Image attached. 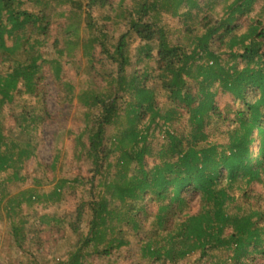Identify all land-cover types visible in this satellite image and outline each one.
Segmentation results:
<instances>
[{
	"label": "trees",
	"instance_id": "trees-1",
	"mask_svg": "<svg viewBox=\"0 0 264 264\" xmlns=\"http://www.w3.org/2000/svg\"><path fill=\"white\" fill-rule=\"evenodd\" d=\"M67 1L78 14L67 17L54 36L56 56L49 59L43 55L51 23L46 4L33 10L23 0H0V176L8 173L0 177V217L9 219L16 245L23 248L27 241L28 218L21 203L39 195L29 190L10 194L7 187L8 181L21 179L22 162L36 149L31 135L43 121L36 109L42 102L43 65L49 63L59 81L63 60L79 69L82 59V71L109 89L82 93L88 122L75 138L74 153L90 160L92 174L84 179L88 198L77 202L73 219L66 221L78 237L68 253L69 264H81L93 254L110 260L132 240L145 259L135 264L176 263L196 251L203 260L216 250L225 252V258L208 264H260L264 208L250 201L247 186L254 180L264 186V19L261 11L248 16L259 1L264 9V0H129L123 29L116 35L107 27L109 14L93 15L107 0ZM221 2L223 12L212 18ZM162 9L183 19L182 35L175 41L160 20L150 18L152 10ZM204 9L210 13L200 14ZM153 50L154 67L137 68ZM106 62L111 64L108 69L103 68ZM192 81L196 91L191 90ZM157 89L172 103L164 112L155 98ZM218 89L232 95L235 108H218ZM23 93L37 98L40 106L21 102ZM73 95L72 90L64 93L69 100ZM5 104L18 107L10 113L15 137L3 121ZM181 110L187 115L185 123L170 129L166 122ZM121 115L127 126L109 140L106 127ZM146 117L148 123L140 128ZM152 123L164 142L155 153L158 161L148 164L146 138ZM84 132H89L86 142ZM217 136L225 142L209 140ZM116 153L121 165L114 171L111 156ZM63 183L49 196L58 200ZM190 193H197L201 202L195 212L189 209ZM46 218L58 220L54 215Z\"/></svg>",
	"mask_w": 264,
	"mask_h": 264
},
{
	"label": "rangeland",
	"instance_id": "rangeland-1",
	"mask_svg": "<svg viewBox=\"0 0 264 264\" xmlns=\"http://www.w3.org/2000/svg\"><path fill=\"white\" fill-rule=\"evenodd\" d=\"M24 7L28 9L37 10L44 4L46 7V13L50 15L51 23L49 25V37L47 39V46L43 47L44 58H52L56 56L55 51L51 47L54 36L60 32L61 26L67 20V17L77 15L75 8L67 0H23ZM80 1V0H77ZM47 2V3H44ZM84 3L85 0H82ZM129 0H107L105 7L95 8L93 15L100 17L102 14H109L111 20L107 23L111 33L115 35L121 31L125 18L124 8ZM225 3L221 2L215 6L212 12V18L221 15ZM261 1L255 4V9L250 12L248 17L257 16L260 11L264 19V9L260 10ZM204 9L203 11H205ZM199 12L200 14H209L210 12ZM194 13L195 11L192 10ZM100 14V15H99ZM83 16V14H82ZM151 19L160 20L164 24L169 32L171 41H175L178 36L182 35L183 19L178 13L173 14L170 11L165 10H152L150 14ZM241 22H245V16L240 18ZM243 30V28L241 29ZM135 45V44H134ZM97 50V49H96ZM101 55H99L100 57ZM144 56V55H143ZM155 50H153L149 58L138 62L137 68L154 67ZM79 55H76L78 58ZM146 57V56H145ZM224 57V55H222ZM79 69L75 66L66 63L63 60V67L61 71L60 80H55L52 75V70L49 63L43 65V80L41 82L39 96H41V108L39 112L43 113V121L36 127V130L32 133V142L36 149L34 153L22 162V169L20 170L21 179H15L8 181V191L10 194H16L21 190H29L39 195L38 198H32L30 201L23 200L21 203V209L23 214H27L26 225V237L24 247H18L15 240L9 232V219L3 215L0 217V264H69L67 261L68 253L73 248L77 240V236L74 235L66 223V221L72 220L75 207L80 199L88 198L89 184L84 179L89 178L92 174V163L87 158H78L74 151L76 149V136L78 132H81L88 122L85 118L86 108L82 106V93L92 90L97 93L107 92L106 82L100 80V74L96 77L97 83L92 82V74H87L83 69L84 60L81 59ZM97 68L101 65L96 64ZM102 67V66H101ZM100 67V69H101ZM111 67V64L106 62L104 64L105 69ZM99 69V70H100ZM101 71V70H100ZM99 71V72H100ZM95 81V82H97ZM69 83V85H67ZM99 85V86H97ZM69 86V88H68ZM71 86V87H70ZM104 86V87H103ZM103 87V88H102ZM191 90H197L196 81H192ZM73 91V97L71 100L64 96L65 92ZM38 96V98H39ZM156 101L160 106L162 112L172 107V103L166 96L163 90L157 89L155 95ZM21 102L28 106H40L37 102V98L32 97L28 93L20 94ZM214 99L218 108H226L230 106L235 108L236 104L232 102V95L229 92L217 90L214 95ZM12 108L17 110L18 107L5 104L3 106V121L5 127H11L10 137L17 136V131L13 127V120L10 116L11 112H14ZM41 109V111H40ZM182 114L172 115V119L166 122V126L170 129L181 127L185 123L186 114L181 110ZM149 119L146 117L139 124L140 128L148 123ZM161 122V121H160ZM127 126L126 118L121 115L117 118V121L107 125L106 138L110 140L112 136L116 137L120 135V132ZM148 136L146 138V145L150 148V153L145 155L148 164L158 161L155 157V153L159 146L164 142L163 133L153 123L147 130ZM89 132L82 134V140L86 142ZM113 138V137H112ZM216 139L218 142H225V137L217 136L216 138L210 137L209 140ZM256 145V142L253 146ZM114 146V145H113ZM118 153L111 156L112 170L117 171L120 169V165L117 163ZM131 170V169H130ZM8 173H3L0 177H5ZM106 175L98 176L96 182H101L105 179ZM82 180L80 181V179ZM63 180V185L60 187L61 195L59 199H54L49 196V193L53 190L55 185ZM85 182V183H84ZM249 193L252 196L250 201H257L258 204L264 208V186L262 183L252 181L248 186ZM189 201L190 212H195L200 205L199 196L197 193L186 194ZM4 201V202H3ZM5 204V200H2ZM3 205V204H2ZM153 205H151V208ZM47 215H54L57 222L54 223L51 219L47 220ZM41 216H44L43 220H40ZM40 217V218H39ZM87 216L85 220H87ZM19 221L18 215L14 217V224ZM83 230L85 229V223L82 222ZM145 228H150V224L147 223ZM139 243L132 240L131 245L124 246L118 251H115L110 260L104 258H98L95 254L89 255L81 264H135L138 260H145L138 252ZM89 250L88 247L80 250L81 253H85ZM225 258V252L219 250L214 251L211 257L199 259L198 252H193L184 258L178 260L176 263L167 262L166 264H208L210 261L220 260ZM260 264H264V258L257 260Z\"/></svg>",
	"mask_w": 264,
	"mask_h": 264
}]
</instances>
